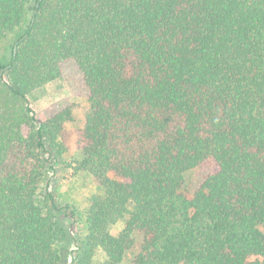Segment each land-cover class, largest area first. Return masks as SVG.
<instances>
[{
  "label": "trees",
  "instance_id": "trees-1",
  "mask_svg": "<svg viewBox=\"0 0 264 264\" xmlns=\"http://www.w3.org/2000/svg\"><path fill=\"white\" fill-rule=\"evenodd\" d=\"M66 61L101 190L82 241L49 190L70 112L28 99ZM135 235L128 264H264V0H0V264H122Z\"/></svg>",
  "mask_w": 264,
  "mask_h": 264
},
{
  "label": "rangeland",
  "instance_id": "rangeland-1",
  "mask_svg": "<svg viewBox=\"0 0 264 264\" xmlns=\"http://www.w3.org/2000/svg\"><path fill=\"white\" fill-rule=\"evenodd\" d=\"M7 47V42L6 46ZM88 91L83 82L82 74L72 61L61 65V76L44 87L33 91L28 99L37 119L46 121L62 110H69L71 119L65 124L66 153L56 167V173L50 175L49 190L55 197L56 203L66 206L73 212V234L82 241L85 237V214L92 196L101 194L95 180L85 172L75 171L74 163L82 158L76 146L79 130L83 128L88 109ZM204 173L193 169L184 175L181 190L191 198L198 185L202 182ZM124 227V221L111 227L110 232L117 234ZM135 247L128 253L122 264H128L132 255L138 251L141 235H135ZM93 264H104L101 251H96Z\"/></svg>",
  "mask_w": 264,
  "mask_h": 264
},
{
  "label": "water",
  "instance_id": "water-1",
  "mask_svg": "<svg viewBox=\"0 0 264 264\" xmlns=\"http://www.w3.org/2000/svg\"><path fill=\"white\" fill-rule=\"evenodd\" d=\"M41 1V0H40ZM38 7V4H37V6H36V8ZM33 20V19H32ZM15 51V50H14Z\"/></svg>",
  "mask_w": 264,
  "mask_h": 264
}]
</instances>
